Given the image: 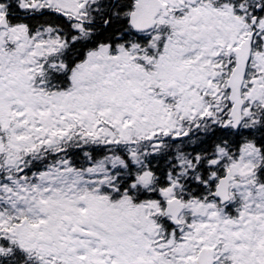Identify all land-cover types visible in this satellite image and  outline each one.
Returning a JSON list of instances; mask_svg holds the SVG:
<instances>
[{"label": "snow or ice", "instance_id": "snow-or-ice-1", "mask_svg": "<svg viewBox=\"0 0 264 264\" xmlns=\"http://www.w3.org/2000/svg\"><path fill=\"white\" fill-rule=\"evenodd\" d=\"M0 264H264V0H0Z\"/></svg>", "mask_w": 264, "mask_h": 264}]
</instances>
